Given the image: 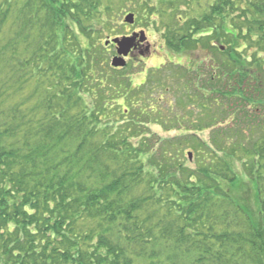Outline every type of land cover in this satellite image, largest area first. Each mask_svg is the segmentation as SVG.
<instances>
[{
    "label": "trees",
    "instance_id": "obj_1",
    "mask_svg": "<svg viewBox=\"0 0 264 264\" xmlns=\"http://www.w3.org/2000/svg\"><path fill=\"white\" fill-rule=\"evenodd\" d=\"M0 264H264V0H0Z\"/></svg>",
    "mask_w": 264,
    "mask_h": 264
},
{
    "label": "rangeland",
    "instance_id": "obj_2",
    "mask_svg": "<svg viewBox=\"0 0 264 264\" xmlns=\"http://www.w3.org/2000/svg\"><path fill=\"white\" fill-rule=\"evenodd\" d=\"M161 31H162L161 28H159V31H156V29L152 27H145L141 22L138 23L136 21L132 25L127 23V26L124 29L121 28V30H119V32L116 33L117 35H113L115 32L111 33L109 31H105L102 34L103 36L102 41L105 42L106 44L109 41V39H113V38L121 39L123 37L131 36L134 33L141 34L142 32H144L146 36V40L142 42V44L136 45V47L131 51V54L128 57H125V62H126L125 66L129 68L126 71L127 73L131 72L132 81L134 82L135 85H139L143 83L149 71H153L155 68H162L165 64L167 65L170 63H174L177 65L179 64L182 66L184 65L183 67H187L189 64L192 65L191 63H195V62L189 63V56L178 55L177 53L170 51L167 45L165 44V40L162 36ZM111 44L114 45V43L112 42ZM107 45H110V43ZM111 50L109 49V52L107 54L110 55V61L112 62V59L116 55H118V53L117 54L113 53V51L115 50L113 47H111ZM198 55L199 54H196V53L192 54L194 58L198 57ZM124 67H116V68H124ZM168 84H169V87L173 89L174 85H171L170 83ZM166 95H170V93H166ZM170 99L172 103L174 104L177 103V100H175L176 96H174L173 94L170 95ZM164 103L165 102H163V104ZM164 106L165 107L162 108L163 113L170 110V108L168 107L166 103ZM250 114H251L250 121H249L250 124L252 123L255 124L257 122L258 124H260V122L256 120L258 113L254 112V114H252V112H250ZM201 116H202L201 120H203V118H205L204 114H202ZM242 117L243 115H241V111H240L239 119ZM235 121H238V120L236 118L233 119L232 114H230L227 120L224 121L225 122L224 125L226 126L234 125ZM152 127L156 133H159L162 136L170 135V133H166L165 130L159 124H156ZM208 135H209V132L204 131L203 136L206 137ZM246 178H247V181L250 180L247 176ZM246 178H245V181H246Z\"/></svg>",
    "mask_w": 264,
    "mask_h": 264
},
{
    "label": "water",
    "instance_id": "obj_3",
    "mask_svg": "<svg viewBox=\"0 0 264 264\" xmlns=\"http://www.w3.org/2000/svg\"><path fill=\"white\" fill-rule=\"evenodd\" d=\"M125 21L127 23L133 24L135 21L134 14L127 15ZM138 37L140 38V42H144L146 40V36L144 32H142L141 34H134L133 36L123 37L121 39L118 38L109 39V41L106 44L112 42L117 45L118 55H116L112 59V65L114 67H124L126 65L125 57L128 56L131 53L132 49L136 47V40L138 39Z\"/></svg>",
    "mask_w": 264,
    "mask_h": 264
}]
</instances>
